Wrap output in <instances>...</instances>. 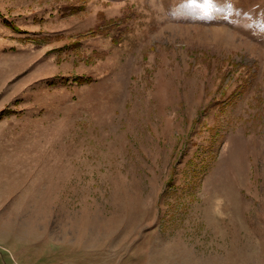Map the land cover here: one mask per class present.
Listing matches in <instances>:
<instances>
[{"label": "rangeland", "instance_id": "374dc122", "mask_svg": "<svg viewBox=\"0 0 264 264\" xmlns=\"http://www.w3.org/2000/svg\"><path fill=\"white\" fill-rule=\"evenodd\" d=\"M0 21L6 50L57 32L115 65L93 42L128 32L134 54L115 118L90 102L11 168L1 150L0 264H264V0H0Z\"/></svg>", "mask_w": 264, "mask_h": 264}, {"label": "crops", "instance_id": "0c3cea01", "mask_svg": "<svg viewBox=\"0 0 264 264\" xmlns=\"http://www.w3.org/2000/svg\"><path fill=\"white\" fill-rule=\"evenodd\" d=\"M118 8L120 13L121 5ZM165 10L167 8L162 7L167 18H175L173 11ZM147 15L144 14L143 17L149 19ZM129 35L128 32L123 34L116 42L111 35H108L109 41L98 38L97 43L93 42L91 52L115 51L107 57L111 60L117 57L120 63L104 65V60H101L98 66L94 63L97 57L90 61L92 66H84L75 59L79 53L60 54L66 51L64 45L68 42V37L58 35L57 32L53 41H43L37 48L29 50L18 49L17 44L16 50H6L14 45V41L6 44L5 38L0 37V98L4 104L16 103L15 111H10V115L0 120V152L3 151L4 157L2 168H11L10 154L13 146L24 151L21 156L27 158L34 155L37 143L42 142L48 133L66 131L69 135V132L77 128L76 122L89 121L91 118L86 119V116L90 115L87 109L90 102L94 108L101 110V116L105 114L110 119L115 118L118 107L132 95L127 78L121 80L123 88L116 80V77L123 75L121 64L130 61L134 55ZM11 36L18 38L13 34ZM114 44L120 48L114 49ZM91 52H87L88 56ZM55 75L62 76L66 82L54 84L52 78ZM99 75H102L101 78L96 80L95 77ZM80 77H94L95 82L80 83ZM104 84L106 90L103 88ZM41 109L46 112L44 116L39 113Z\"/></svg>", "mask_w": 264, "mask_h": 264}, {"label": "trees", "instance_id": "16d2710c", "mask_svg": "<svg viewBox=\"0 0 264 264\" xmlns=\"http://www.w3.org/2000/svg\"><path fill=\"white\" fill-rule=\"evenodd\" d=\"M63 9H64L63 15H66V12L67 11H70V12H78V11L84 10V4H82V5H75L74 3H68V5L65 6ZM94 31H98V30H94ZM78 79L81 80V81L86 80L84 78H78Z\"/></svg>", "mask_w": 264, "mask_h": 264}]
</instances>
